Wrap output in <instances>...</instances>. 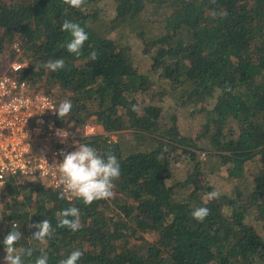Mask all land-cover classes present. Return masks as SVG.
Segmentation results:
<instances>
[{"label": "trees", "instance_id": "obj_1", "mask_svg": "<svg viewBox=\"0 0 264 264\" xmlns=\"http://www.w3.org/2000/svg\"><path fill=\"white\" fill-rule=\"evenodd\" d=\"M105 1L0 0V58L9 50L15 58L20 45L27 78L54 88L58 105L73 103L57 124L102 125L74 150H111L121 165L114 196L91 205L60 199L46 179L9 176L0 187V248L16 224L17 251L33 249L26 264L41 249L48 264L74 249L84 253L78 264H264V0H113L112 15ZM66 19L88 33L79 56L63 46ZM133 39L151 55L146 71ZM59 58L64 69L34 71ZM214 189L221 196L207 201ZM205 205L211 214L197 222L191 213ZM68 207L80 209L75 233L57 227ZM44 219L54 232L41 244L28 225Z\"/></svg>", "mask_w": 264, "mask_h": 264}, {"label": "clouds", "instance_id": "obj_2", "mask_svg": "<svg viewBox=\"0 0 264 264\" xmlns=\"http://www.w3.org/2000/svg\"><path fill=\"white\" fill-rule=\"evenodd\" d=\"M63 2L73 8H81L85 0H63ZM61 30L71 36V39L66 41L63 46L66 47L67 51L79 56L84 43L89 39L85 27L78 22L66 19L61 25ZM89 55L92 60L98 59V53L95 50L90 52ZM40 67L56 72L65 68V60L63 58L49 59L42 64L35 65L34 71ZM136 108V105H132L133 111ZM72 109L73 103L67 98L62 100L57 107L52 108L61 119L70 115ZM57 135L60 137L61 142H64L70 133L66 130L58 129ZM61 155H63V160L59 162L58 172L63 191L59 194L60 199H64L67 195L69 199L78 198L85 205H91L96 200L109 199L114 196V181L119 179L121 175V165L117 156L111 150L102 154L89 144H80L75 147L74 151L62 152ZM0 187H3V185H0ZM221 194L219 190L214 189L207 194V201L218 199ZM210 214L211 210L206 205L195 208L191 213L197 222H203ZM28 227L36 229L32 234V238L41 244H44L46 239L50 238L54 232L48 219L29 224ZM57 227L67 228L73 233L80 230L83 227L80 209L77 207L63 209L57 215ZM22 238L23 233L19 231V225L13 224L11 230L2 240L6 253L4 256L5 264H26L24 257H32V248H21L17 251L16 246ZM40 252L41 255L34 260V264H48V253L44 249H41ZM83 254L80 249H74L67 258L60 259L58 264H78Z\"/></svg>", "mask_w": 264, "mask_h": 264}, {"label": "built area", "instance_id": "obj_3", "mask_svg": "<svg viewBox=\"0 0 264 264\" xmlns=\"http://www.w3.org/2000/svg\"><path fill=\"white\" fill-rule=\"evenodd\" d=\"M13 48L16 57L0 66V185L14 175L46 179L61 192L58 172L63 160L61 153L74 151L78 135L56 123L52 108L58 106L57 97L27 78L24 69L28 62L20 59L21 46L15 43ZM85 127L95 129L94 125ZM58 129L70 133L64 142L57 135Z\"/></svg>", "mask_w": 264, "mask_h": 264}, {"label": "rangeland", "instance_id": "obj_4", "mask_svg": "<svg viewBox=\"0 0 264 264\" xmlns=\"http://www.w3.org/2000/svg\"><path fill=\"white\" fill-rule=\"evenodd\" d=\"M103 9H104V12H106L108 15H112L115 12V4L113 3V0H106L105 2H103ZM151 12L153 13V15L155 17H158V18H162L163 16H165V13H166L165 9L158 8L156 6H151ZM133 44H134L133 47H134V50L136 52V57H137L139 65H140V68L143 69L144 71H146L149 68V60H150L151 55L149 53H146L143 50V46L138 40H136V41L134 40ZM12 47H13V45H12ZM9 53H11V50H9L5 53V55H4L5 57L0 58V61H2L0 66H6L7 65V63L10 60ZM50 92H52L57 97V99H59V97H58L59 95L54 88ZM87 124L94 125L95 129L91 130L90 127L86 128L85 125H87ZM64 126L66 128L72 129L74 136L78 135L77 136V142H78L80 137L89 135L90 133L104 132L102 125H100L96 122H93V121H87L85 123H80V124L75 125V126L74 125H64ZM71 141H73V143H75V140H71ZM256 166L257 165L255 163H252L248 166V168L250 170L256 171L257 170ZM5 255H6V253H5L4 248H0V264H5V261H4Z\"/></svg>", "mask_w": 264, "mask_h": 264}]
</instances>
